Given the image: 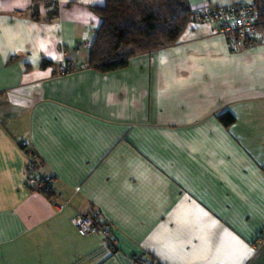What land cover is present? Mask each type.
Returning a JSON list of instances; mask_svg holds the SVG:
<instances>
[{"label": "crops", "instance_id": "0c3cea01", "mask_svg": "<svg viewBox=\"0 0 264 264\" xmlns=\"http://www.w3.org/2000/svg\"><path fill=\"white\" fill-rule=\"evenodd\" d=\"M105 3L0 0V264H264V45L232 51L198 21L101 74L87 43ZM96 210L115 251L75 228Z\"/></svg>", "mask_w": 264, "mask_h": 264}, {"label": "trees", "instance_id": "16d2710c", "mask_svg": "<svg viewBox=\"0 0 264 264\" xmlns=\"http://www.w3.org/2000/svg\"><path fill=\"white\" fill-rule=\"evenodd\" d=\"M252 5L257 32L264 36V0H254ZM93 10L102 23L91 43L87 66L101 74L124 70L135 57L178 45L199 21V9H192L187 0H106L104 7ZM44 15L50 21L53 14Z\"/></svg>", "mask_w": 264, "mask_h": 264}, {"label": "built area", "instance_id": "2783aa9c", "mask_svg": "<svg viewBox=\"0 0 264 264\" xmlns=\"http://www.w3.org/2000/svg\"><path fill=\"white\" fill-rule=\"evenodd\" d=\"M196 16L199 21L218 23L221 33L226 36L232 51L251 48L258 43L264 45V36L257 32L252 4L240 3L223 8L207 7L199 9ZM87 47L91 48V43H87ZM61 70L65 74L70 73L67 68L62 67ZM20 147L22 150H26L28 144L21 142ZM28 156V171L34 176L32 180L34 189L39 193L50 192L53 186L52 177L40 172L41 163L37 160L34 152H28ZM74 225L81 237L100 235L112 251L117 249V240L111 228L104 222L100 211H93L89 215H77ZM135 263L148 264L142 257H135Z\"/></svg>", "mask_w": 264, "mask_h": 264}]
</instances>
